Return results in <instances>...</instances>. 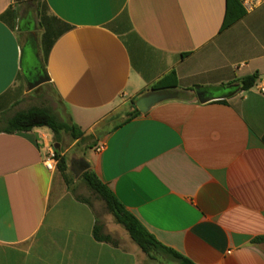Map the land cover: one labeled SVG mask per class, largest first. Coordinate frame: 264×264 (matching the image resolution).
Here are the masks:
<instances>
[{
  "label": "crops",
  "instance_id": "1",
  "mask_svg": "<svg viewBox=\"0 0 264 264\" xmlns=\"http://www.w3.org/2000/svg\"><path fill=\"white\" fill-rule=\"evenodd\" d=\"M224 14L225 0H0V264H154L44 167L49 148L69 174L72 157L85 160L192 264H264V3L220 31ZM42 71L49 82L30 90ZM171 72L176 87L155 92L176 98L131 117ZM45 87L64 116L19 110ZM31 108L93 143L67 159L63 133L4 132ZM98 225L111 242L94 239Z\"/></svg>",
  "mask_w": 264,
  "mask_h": 264
},
{
  "label": "trees",
  "instance_id": "2",
  "mask_svg": "<svg viewBox=\"0 0 264 264\" xmlns=\"http://www.w3.org/2000/svg\"><path fill=\"white\" fill-rule=\"evenodd\" d=\"M245 15V10L241 6L239 0H225V14L220 31L229 28ZM256 75L244 78L237 89L245 91L254 86ZM176 76L174 72L169 73L159 82L152 86L155 91L175 88ZM133 112L131 117L140 115L135 108L134 101L131 102ZM36 128H47L57 137L61 133L68 134L74 141L82 137L80 131L76 132V128L68 122L57 118L50 110L45 108H31L26 112L16 114L7 122L4 129L5 133L30 132ZM57 171L61 174L63 180L69 183L67 161L63 157L58 158ZM90 189L97 192L104 200L109 214L114 218L115 222L121 225L128 233L130 239L139 247V249L150 259L156 260L160 255H166L176 260L179 264H192L179 254L161 246L150 234H148L139 222L117 201L112 193L99 182L93 173L87 171L80 176ZM93 237L98 242H111L107 236H103L102 227L95 226Z\"/></svg>",
  "mask_w": 264,
  "mask_h": 264
},
{
  "label": "rangeland",
  "instance_id": "3",
  "mask_svg": "<svg viewBox=\"0 0 264 264\" xmlns=\"http://www.w3.org/2000/svg\"><path fill=\"white\" fill-rule=\"evenodd\" d=\"M25 76L29 78L30 77L29 72H25ZM35 92H36L34 95L35 98L29 99V101L26 102V105L23 104L19 106V110L26 109L31 105H35L37 107L43 106L53 109L59 117L61 115L64 116V108L59 104L58 100L55 98L49 87H45V89H38ZM58 141L62 144V150L67 151L66 158L70 159L72 156L78 157L79 155L82 154L84 150L88 149L93 143L94 138L86 137V139L81 140L80 142L74 144V140L68 134L63 133ZM67 174L69 176L70 182L66 183L62 178L61 179L62 185L67 187V189L72 191L76 196L89 202L91 206L95 208L97 213L102 217H104V220L107 221V223L111 222L112 224H115L116 222L114 218L110 219V214L102 197L97 192L90 189L87 183L81 177L74 178L71 174L69 173ZM121 236L127 239L128 242H130V244L133 245L132 241L129 238L128 233L122 226L119 227V231H116L114 233V237L117 239H121ZM152 261L154 262V264H179L176 260L171 259L166 255H160L156 260H152Z\"/></svg>",
  "mask_w": 264,
  "mask_h": 264
},
{
  "label": "water",
  "instance_id": "4",
  "mask_svg": "<svg viewBox=\"0 0 264 264\" xmlns=\"http://www.w3.org/2000/svg\"><path fill=\"white\" fill-rule=\"evenodd\" d=\"M32 9L33 8L31 6L30 10L32 11ZM48 82L49 78L45 72L42 71L36 81L28 83V88L31 90ZM196 97L198 102L201 104L220 99L215 98L214 96H205L203 92H196ZM175 98V94H171L169 92H155V90H152V92L144 94L135 101V108L141 114H147L154 106ZM89 168L90 165L85 160L77 159L75 157L71 158L69 169L74 178H79L83 173L87 172Z\"/></svg>",
  "mask_w": 264,
  "mask_h": 264
},
{
  "label": "built area",
  "instance_id": "5",
  "mask_svg": "<svg viewBox=\"0 0 264 264\" xmlns=\"http://www.w3.org/2000/svg\"><path fill=\"white\" fill-rule=\"evenodd\" d=\"M239 2L244 10L249 11L264 3V0H239ZM98 151H100V149H98ZM58 160L54 149L49 148L43 159V165L49 172H54L57 169Z\"/></svg>",
  "mask_w": 264,
  "mask_h": 264
},
{
  "label": "flooded vegetation",
  "instance_id": "6",
  "mask_svg": "<svg viewBox=\"0 0 264 264\" xmlns=\"http://www.w3.org/2000/svg\"><path fill=\"white\" fill-rule=\"evenodd\" d=\"M23 26H24V25H23ZM31 27H32V24H30L29 22L26 23L25 28L30 29Z\"/></svg>",
  "mask_w": 264,
  "mask_h": 264
}]
</instances>
